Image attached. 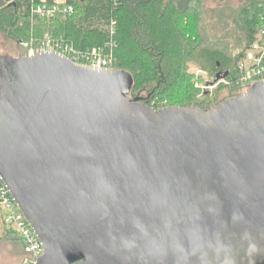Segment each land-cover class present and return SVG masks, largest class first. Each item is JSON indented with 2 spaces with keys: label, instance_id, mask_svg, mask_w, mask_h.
Instances as JSON below:
<instances>
[{
  "label": "water",
  "instance_id": "water-1",
  "mask_svg": "<svg viewBox=\"0 0 264 264\" xmlns=\"http://www.w3.org/2000/svg\"><path fill=\"white\" fill-rule=\"evenodd\" d=\"M0 76V179L34 264H264V79L156 109L131 103L127 72L53 50Z\"/></svg>",
  "mask_w": 264,
  "mask_h": 264
},
{
  "label": "trees",
  "instance_id": "trees-1",
  "mask_svg": "<svg viewBox=\"0 0 264 264\" xmlns=\"http://www.w3.org/2000/svg\"><path fill=\"white\" fill-rule=\"evenodd\" d=\"M64 1L74 7L71 15L64 17L58 12L52 17H41L33 11L41 0H0V31L22 47L25 43L36 47L49 35L78 50L102 48L111 55L112 68L131 76L126 96L146 93L144 99L131 103L143 101L156 109L168 105L202 109L210 106L209 92L204 90V99L198 100L191 87L192 66L213 77L227 71L220 80L229 83H220L218 89L228 87L229 98L237 96L240 89L236 63L264 22V0L245 1L233 19V30L225 34L235 38L234 46H218L221 38L217 43L211 41L201 22V0ZM45 2L51 4L54 0ZM238 45H242L240 49ZM24 49L27 50L25 46ZM9 237L24 252L18 235L7 229L0 218V242Z\"/></svg>",
  "mask_w": 264,
  "mask_h": 264
},
{
  "label": "built area",
  "instance_id": "built-area-1",
  "mask_svg": "<svg viewBox=\"0 0 264 264\" xmlns=\"http://www.w3.org/2000/svg\"><path fill=\"white\" fill-rule=\"evenodd\" d=\"M33 11L41 17H52L58 12L66 17L74 12V7L64 0H54L51 4L41 0V3ZM24 45L27 48L25 56H32L39 51L53 50L67 56L76 63L89 64L100 68L112 67L111 55L102 48L78 50L70 44H64L63 41L56 40L49 35H45L36 47H28L26 43ZM235 68L237 73L236 83L241 84L244 88L264 79V26L260 28L256 39L250 43L244 54L239 58ZM0 209L1 222L7 229L16 233L24 245V256L21 264H34L42 253L41 243L23 213L14 203L1 179Z\"/></svg>",
  "mask_w": 264,
  "mask_h": 264
},
{
  "label": "rangeland",
  "instance_id": "rangeland-1",
  "mask_svg": "<svg viewBox=\"0 0 264 264\" xmlns=\"http://www.w3.org/2000/svg\"><path fill=\"white\" fill-rule=\"evenodd\" d=\"M245 1L247 0H201L200 1L201 10H202L201 22L204 25L206 34L211 38V41H215V43H217L218 40L221 38L220 41L222 44H219L218 46L227 45V43H229L228 45L234 46V43L236 41L235 38L234 37L229 38L225 34L227 33V30L229 31L233 30L232 29L234 27V25H232L233 19L235 18L239 7L243 5ZM263 26H264V22L261 27ZM224 35L225 37H223ZM24 46L22 47L17 41H15L14 39L10 38L9 36L5 35L3 32L0 31V63L1 61H3V58L6 59V57L18 58L21 56H25L26 50L24 49ZM241 46L238 45L237 47L240 49ZM234 52L236 51L234 50ZM189 72L192 74L191 75L192 78L190 79L192 83L191 87L192 89L194 88L196 90L197 92L196 97L198 98V100L204 99V95H203L204 90L209 92V99L207 101L210 102L207 105L210 106L223 99L229 98L228 87L223 86L221 89H218L220 83L222 84L224 83V85L228 84L229 82L227 80L226 81L220 80L215 83L206 84L207 81L211 82L213 80V76H211L208 73V71L192 66L189 69ZM0 84H1V78H0ZM237 85H238L237 86L238 89H240L239 94L250 88V87L244 88L242 87L241 84H237ZM3 95H0V119L9 103L8 102L9 97L7 96V92H4V90H3ZM145 96L146 93H142L141 95L137 94L136 96H133L131 98H138V100L139 99L142 100L145 98ZM139 105L147 106V104L143 103V101L139 103ZM168 106H174V105H168ZM23 256H24V252L21 250L20 245L14 240L13 237H9L0 242V264H20Z\"/></svg>",
  "mask_w": 264,
  "mask_h": 264
},
{
  "label": "crops",
  "instance_id": "crops-1",
  "mask_svg": "<svg viewBox=\"0 0 264 264\" xmlns=\"http://www.w3.org/2000/svg\"><path fill=\"white\" fill-rule=\"evenodd\" d=\"M22 260V259H21ZM20 264H21V262H20Z\"/></svg>",
  "mask_w": 264,
  "mask_h": 264
}]
</instances>
